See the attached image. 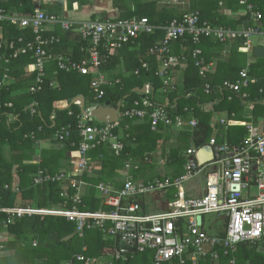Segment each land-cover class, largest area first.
<instances>
[{
	"label": "trees",
	"instance_id": "1",
	"mask_svg": "<svg viewBox=\"0 0 264 264\" xmlns=\"http://www.w3.org/2000/svg\"><path fill=\"white\" fill-rule=\"evenodd\" d=\"M159 1L161 0H137L135 3L132 0L135 4L134 10L131 9L127 0H113V6L121 12L126 11V15L123 14L122 17H119L120 19L130 20L146 17L155 26H165L174 17H181L173 14L166 15L169 10L159 7ZM224 2L229 5L231 11L241 8L238 4L239 0H224ZM261 2L262 0L250 1L254 12L264 18V12L260 8H255V6H260ZM0 9L8 14L12 12L32 13L33 4L32 0H0ZM44 9L49 15H55L60 11L52 6H44ZM200 18L202 22L213 26L233 29L252 23L251 15L248 13L240 16L237 20H229L222 15L207 19L204 14L203 17L200 14ZM74 29L73 27L70 31H65L63 35L60 32L49 33L46 30L41 33L44 39L51 36L56 37L59 44L53 43L44 46L46 56L51 55L52 59L43 60V82L42 88L38 92H29V88L35 84L38 77V71H26L28 65L35 63L32 53L20 55L18 58L12 59L8 65L0 64V83L3 81L4 75H8L9 79V82L3 84L0 89L1 207H29L47 210L58 209L65 202L69 208L74 205L70 198L61 197L63 183L34 186V178L40 171L49 174L58 173V169L62 167L60 162L66 158V153H71L74 157L73 154L76 153L81 140L77 128L81 109L79 106L71 104V101L78 96L83 97L85 109L103 105L115 108L118 103H121V111H125L133 107L135 102L141 100L135 90L150 84L153 89L150 99L156 105L165 106L171 120L183 117L188 122L190 117H194L197 122L193 129L185 126L184 130L175 131L159 126L157 131L152 132L148 119L142 123L121 119L119 128L114 131L115 135H120L121 143L124 146L121 154L118 157L115 156L108 145L96 146L88 153V158L98 167L85 172L81 177L92 186L104 183L110 184L116 189L122 188L123 179H114V171L123 170L127 162L138 165L139 177H146L144 172L153 165L149 162L155 159L154 154L158 150L159 142H168L166 133L170 134L172 131L179 133L175 147L171 145L168 148L162 147L164 165L167 168L165 176L178 177L182 174L185 164L184 152L187 151V142L183 145V141L200 142L205 145L215 132V127L217 128L215 138L218 144L226 141L230 145H238L247 138L248 133L243 126H230L224 130L218 128L217 125L214 126L213 115H225L230 119L252 121L255 124L264 115V58H254L255 62L249 68L248 74L255 82L249 88L242 89L248 95L246 100L235 96L232 101H228L227 94L221 90L220 86L224 81L234 82L238 79V74L244 66L245 55L237 51V47L240 46L238 42L226 58L221 56L223 45L212 39L202 38L198 44H195L191 38L187 37L184 41L172 44L171 54L176 55L182 49L184 52L181 55H185L187 60L184 63L185 68L179 75L178 83H174V90L163 93L162 80L155 75L159 67L158 60L156 56L148 53L151 46L164 38V33L161 30H156L150 35H140L107 59L105 53L101 54L103 62L100 72L104 75L107 74L109 80H118L119 83L105 86L103 98L95 100L90 86L94 76H83L72 70L58 69V63L55 60L58 56L72 61L88 58L87 54L83 52L85 48L89 47L88 42L82 41L79 37L69 43L70 33ZM0 33L4 39L15 43L20 39L21 42L19 45L16 44L17 47L33 41L35 38L31 29H19L6 21L0 23ZM195 48L201 50L205 67L210 61L216 59L217 65L214 73H207L204 78L199 75V68L195 66L190 57ZM143 63L147 64V70L141 71L139 76H135L134 71L140 68ZM176 70L178 68L171 69L170 73L172 74ZM206 85L210 86V94L204 92ZM61 103H66V107L61 106ZM8 104L11 106L7 107ZM247 104L254 106L249 117L248 115L244 116ZM31 108L35 110L34 114L30 112ZM187 112H192V114ZM90 124L100 125L95 121ZM39 128H41L40 131H38ZM62 128L68 129L69 136L60 141L55 138V135ZM31 133L35 134L36 141L30 139ZM41 142L49 143L51 148L41 150ZM37 151L40 160L34 163ZM145 158H148V161L145 162ZM14 165L17 166L16 174H13ZM118 176L123 177L124 175L118 173ZM136 176L134 177L137 178ZM16 179L19 181L14 184ZM5 185L10 188L18 185L20 192L15 193L12 189H4ZM68 192L69 197L74 196L73 190L69 189ZM170 197L173 198L172 195ZM80 201L81 204L78 206L80 211L109 210L103 205V200L94 187L86 188ZM131 201L134 200L129 202ZM5 218V214L0 216V234L8 235V239L3 242L0 264H67L71 260L75 261L77 255L96 260V264H150L152 262L150 253L135 254L132 258H127L126 261H116L110 255L115 248L113 239L96 228L85 229L83 236L80 237L76 232L75 224L67 222L64 218L24 216L4 228L1 225ZM210 235L224 236L222 231ZM84 248L85 250H83ZM230 258H234L235 264H264V247L259 244H240L233 256L221 255L218 264H223ZM199 264L217 263L207 258Z\"/></svg>",
	"mask_w": 264,
	"mask_h": 264
},
{
	"label": "built area",
	"instance_id": "2",
	"mask_svg": "<svg viewBox=\"0 0 264 264\" xmlns=\"http://www.w3.org/2000/svg\"><path fill=\"white\" fill-rule=\"evenodd\" d=\"M250 1L239 0V5L243 8L242 16L246 13L250 14L252 23L233 29L202 22L198 11L185 12L180 18H173L165 26H155L146 17L75 22L45 14L39 8L41 1L32 0L36 8L28 15L8 14L0 9V23L6 21L19 29L29 28L35 35L33 41L17 47L16 44L19 45L20 39L15 43L4 39L0 33V64L8 65L12 59L20 55L32 53L35 63L26 68L28 72L38 71V77L35 84L29 88V92H38L43 82V60L52 59L51 55L46 56L44 46L59 43V40L53 36L44 39L41 33L46 30L48 24L59 25L63 31H70L74 27L82 41L88 42L89 47L84 51L82 49L88 58L72 61L58 56L55 58L58 69L72 70L83 76H94L90 86L94 99L100 100L104 96L105 86L119 83L118 80H109L100 72L103 62L101 54L105 53L107 59L140 35H150L156 30H161L164 38L151 46L148 53L156 56L160 61L155 75L162 80V92H172L174 83L170 70L178 68L187 60L185 55L171 54V46L175 42L184 41L187 37L191 38L195 44H198L202 38L212 39L222 45L238 42L240 44L238 50L244 54L252 53L253 46L250 40L252 37L260 36L264 43L262 17L254 12ZM201 54V50L195 48L190 57L199 68V75L204 78L208 66L205 67ZM147 68V64L143 63L134 71V75L139 76L140 72ZM8 80V75H4L0 89ZM253 82L255 81L250 78L247 67L239 72L236 81L226 80L220 87L227 94L228 101H232L235 96L246 100L248 95L242 89L249 88ZM144 90L143 94H139L140 102H135L133 107L125 111H121L122 107L120 108L117 114L118 121L113 124H90L86 114L94 107L85 109L86 114H81L78 118L77 128L81 140L76 153L73 154L75 166L72 172L60 171L49 174L40 171L35 175L34 186L63 183L61 197L70 198L73 206L69 208L66 202L58 209L47 210L0 206V216L6 215L1 226L6 228L24 216L64 218L67 222L75 224L76 232L80 237L83 236L85 229L96 228L113 239L115 248L110 255L116 261H126L135 254L150 253L152 255L150 264H199L207 258L218 264L221 255L233 256L240 244H259L264 247V115L256 124L252 121L230 119L227 116L218 119L217 123L223 130L230 126L245 127L248 133L247 138L238 145H230L226 141L218 144L216 138L212 137L207 144L203 145L210 148L209 154H204L203 149H188L185 152L187 161L184 173L178 177L158 175L152 180L138 182L133 181L131 177H126L121 189L104 183L92 186L81 179L90 168L91 160L88 158V153L96 146L108 145L115 156L118 157L121 154L124 146L120 137L114 133L119 128L121 119L140 123L148 119L152 132L157 131L159 126L176 131L184 130L185 126L191 129L196 127L197 122L194 117H190L188 122L183 117L171 120L165 106L156 105L150 99L153 90L151 85L146 84ZM204 92L211 93L209 85L205 86ZM79 104V101L74 103L76 106ZM253 107L252 104H247L245 114L248 117ZM30 112L34 114L35 110L31 108ZM187 113L192 114V112ZM40 130L41 128L38 129ZM67 130L62 128L56 133L55 138L63 141L69 136ZM30 139L36 141L34 133H31ZM198 152H200L199 159ZM154 156L156 157V154ZM156 159L149 163L154 164ZM160 159L163 165L164 160ZM144 161H148V158ZM125 168L137 170L138 165L127 162ZM201 173L204 178L202 194L187 197L185 185ZM90 187L95 188L103 200V205L109 210L89 212L78 209L81 204V195L86 188ZM4 189H12L15 193L20 192L18 185L11 188L5 185ZM69 189L74 191V196L69 197ZM253 189L256 190L255 193L252 192ZM156 194H167L168 197L165 196L166 210L153 214L145 213L142 209L143 204L139 200ZM170 195L174 197L171 198ZM130 200L134 201L129 202ZM207 215H217L224 219L222 231L224 236L210 235L204 231L203 217ZM198 217L202 219L201 226L197 224ZM7 239L8 235L0 234V253L3 250V242ZM78 263L96 264L97 261L77 255L75 261L71 260L67 264ZM223 264H235V260L230 258Z\"/></svg>",
	"mask_w": 264,
	"mask_h": 264
},
{
	"label": "crops",
	"instance_id": "3",
	"mask_svg": "<svg viewBox=\"0 0 264 264\" xmlns=\"http://www.w3.org/2000/svg\"><path fill=\"white\" fill-rule=\"evenodd\" d=\"M129 1V6L131 7L132 10H134V3L132 2V0H127ZM135 3H137V0H134ZM153 1H157V0H153ZM33 4V2H32ZM239 4V3H238ZM159 7H165L167 10H169L168 13H166V15H174V16H181L183 13L185 12H189L190 10H197L201 16L203 17V14L206 16V18L210 19L216 15H222L225 16L227 19L229 20H237L240 16H242L243 14V8L241 10H237V11H231L229 9V5L227 3L224 2V0H161L158 3ZM44 6H52L54 8H58L60 9L59 13L53 15L52 16H56L59 19L62 20H69V21H75V22H83V21H104V20H108V19H115V18H119L122 17V15H126V11H119L117 7L113 6V0H41V5L39 6V8H41V10L47 14V10L44 9ZM137 6V5H136ZM139 7H143L142 5H138ZM36 8V6L33 4V10ZM255 8H260L263 12H264V0H262L261 5L260 6H255ZM32 10V11H33ZM144 12L146 10H143ZM30 12L27 13H22V14H18L15 12H12L10 14H16V15H28ZM176 18V17H174ZM252 19V18H251ZM253 20V19H252ZM261 23L264 27V18H262ZM46 30L47 32L51 33V32H60L62 35L65 34V31L63 32V30L60 28L59 25H53V24H48L46 25ZM56 38V37H55ZM79 38V34L77 32L76 29L72 30V32L70 33L69 36V43L74 42L75 40H77ZM59 44V43H58ZM237 43H232L229 45H223V51L221 52V56L222 57H228L229 54L231 53L232 49L234 48V46ZM259 46H264L263 40H261L260 44L256 45L255 47H259ZM237 51L241 54H244L242 52H240L238 50L237 47ZM184 52V50L180 49L179 52L176 55L182 54ZM251 54L252 58L249 59L246 62H244V66L242 67V69L247 68L248 67V71L249 68L251 66V64H253L254 61V56ZM249 54H244V55H249ZM175 55V54H174ZM203 58V57H202ZM258 59V58H256ZM158 60V59H157ZM159 66H160V61L158 60ZM216 59L213 61H210L208 63V68H207V73H214L215 72V68H216ZM251 63V64H249ZM249 65V66H248ZM159 68V67H158ZM185 68L184 64H181L178 67V70H176V72L174 71L171 76L173 79V83H178L179 81V75H181V71ZM27 71V68H26ZM199 73V72H198ZM105 77H108L107 74H105ZM8 81H6L5 83H8ZM61 106L66 107V103H61ZM62 107V108H64ZM209 110H211L209 108ZM247 109H245L246 111ZM244 111V116L247 115L245 114L246 112ZM225 115H213V124H215L214 126L217 125L218 128H221L218 126L217 120L224 118ZM215 132L212 134V137H215L217 134V128L215 127ZM176 131V130H175ZM216 133V134H215ZM179 133L177 132H170V134L166 133L165 136L167 137L168 142H159V147L157 152L161 153L162 156V147L168 148V146H176V143L178 141V136ZM120 136V135H119ZM186 142L190 143V145L187 146V150L190 148H194L196 150H201L203 149L204 154L207 153L209 154V150L206 146H203L202 143H200V145L198 146V148L195 147V143H193L192 141H183L182 144H186ZM51 145L47 142H41V150H47L50 149ZM198 155H200V152H198ZM197 155V158L199 159L200 157ZM74 156V155H73ZM75 157V156H74ZM74 157H72L71 153H66V158L61 160V168L58 169V171H66V172H72L75 164V160ZM184 157H185V163L187 161V158L185 156V152H184ZM162 159H164V157H161ZM165 162V161H164ZM184 167L185 164L183 166V170H182V174L184 173ZM152 168V169H151ZM151 168L149 167L147 170H145V174L146 177H139L138 173L135 171H139L138 170H134V172L132 170H128L125 173L123 172L124 176H118L119 170H117V173H114V179L116 178H121L123 179L122 181L125 180L126 177H133L132 180L135 182L138 181H148V180H152L154 179L156 176L158 175H165L167 174V168L165 167V165L163 164L162 166V171L161 173L159 172L160 170L158 168H155V165H152ZM57 172V171H56ZM171 172V171H170ZM181 174V175H182ZM138 175V176H136ZM134 176H136L137 178H135ZM170 177V176H169ZM118 181V180H115ZM199 185L193 184L191 186H187L185 185L184 189H185V195L187 197H196L202 194L203 192V187L200 188L198 187ZM168 197L167 194L163 195V194H156L152 197H150V199L152 200V205L153 203H156L157 205V209L158 212H162L164 210H166V201ZM172 197H174V195H172ZM139 202L141 204H143V211H145V213H148L149 207L146 203L145 200H143V198L141 200H139ZM150 214V213H149ZM152 214V213H151Z\"/></svg>",
	"mask_w": 264,
	"mask_h": 264
},
{
	"label": "rangeland",
	"instance_id": "4",
	"mask_svg": "<svg viewBox=\"0 0 264 264\" xmlns=\"http://www.w3.org/2000/svg\"><path fill=\"white\" fill-rule=\"evenodd\" d=\"M250 40H251V44L254 48L256 45L260 44V42H261V40H263V38L260 36H254ZM244 58L246 59V62H247L249 59L252 58V56H251V54H249V55H245ZM188 145H189V143L187 142L186 146H188ZM38 151H37V155L35 157L34 163L38 162L40 160ZM155 154H156L155 158H157L156 159L157 163L155 162L153 165H155V168H158L160 170L159 172L161 173L163 165L160 162V160H161L160 158L162 156H161V153H158V152H156ZM16 167L17 166L14 165L13 174H16ZM97 167H98V165L91 161L90 168L88 170H92L93 168L97 169ZM129 170L134 171L133 169H129ZM126 171H128V170L125 168V166H124L123 170H119V172H121L122 174H123V172L125 173ZM135 172H137V171H135ZM115 173H117V170H115ZM141 175H142V173H141ZM143 176H145V175H143ZM18 181H19L18 179L14 180V184H17ZM193 184L199 185L198 187H200V188L204 187L203 175H201L200 177H196L189 184H187V186H191ZM252 192L255 193L256 190L253 189ZM143 200L146 201V203L149 207L148 213L153 214V213L158 212V209L156 208L157 207L156 203H153V205H152V200L150 199V197H145V198H143ZM203 218L205 220L204 230L207 231L209 234H215L216 232L224 230V219L222 217L217 216V215H207V216H204Z\"/></svg>",
	"mask_w": 264,
	"mask_h": 264
},
{
	"label": "water",
	"instance_id": "5",
	"mask_svg": "<svg viewBox=\"0 0 264 264\" xmlns=\"http://www.w3.org/2000/svg\"><path fill=\"white\" fill-rule=\"evenodd\" d=\"M252 55L255 58L263 59L264 58V46H259V47H254L252 50ZM136 93L138 94H143L145 92L144 88L141 89H136ZM75 101H79V107L81 109V114H86L85 111V104H84V99L81 96H78L74 98L71 101V104H74ZM121 108V103H118L115 108L108 106V105H103V106H97L90 110L86 115L89 119V123L92 121H95L97 123L101 124H113L118 121V112ZM211 109V107H209ZM196 148L200 145V143H195L194 144ZM209 152H211L210 148H208ZM197 224L201 226L202 219L201 217L197 218Z\"/></svg>",
	"mask_w": 264,
	"mask_h": 264
},
{
	"label": "bare ground",
	"instance_id": "6",
	"mask_svg": "<svg viewBox=\"0 0 264 264\" xmlns=\"http://www.w3.org/2000/svg\"><path fill=\"white\" fill-rule=\"evenodd\" d=\"M200 157V155H198ZM201 175H203V173H201L198 177H200Z\"/></svg>",
	"mask_w": 264,
	"mask_h": 264
}]
</instances>
